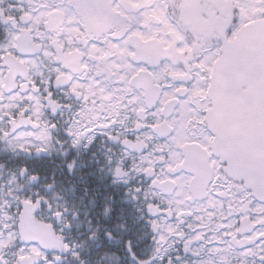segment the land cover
<instances>
[{
  "label": "snow or ice",
  "instance_id": "6c2138e0",
  "mask_svg": "<svg viewBox=\"0 0 264 264\" xmlns=\"http://www.w3.org/2000/svg\"><path fill=\"white\" fill-rule=\"evenodd\" d=\"M0 264H264V0H0Z\"/></svg>",
  "mask_w": 264,
  "mask_h": 264
}]
</instances>
